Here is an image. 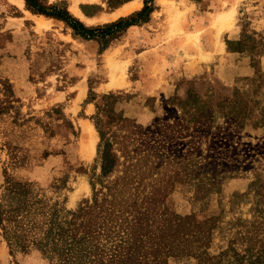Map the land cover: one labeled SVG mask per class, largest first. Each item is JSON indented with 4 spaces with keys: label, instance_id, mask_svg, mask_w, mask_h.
<instances>
[{
    "label": "rangeland",
    "instance_id": "1",
    "mask_svg": "<svg viewBox=\"0 0 264 264\" xmlns=\"http://www.w3.org/2000/svg\"><path fill=\"white\" fill-rule=\"evenodd\" d=\"M42 1L86 26L144 20L102 46L25 0H0V81L14 94L0 115V203L10 177L64 219L93 183L123 175L124 197L158 187L160 208L213 218L209 254L232 241L244 251L252 230L264 240V0H148L142 17L146 0ZM100 131L118 157L106 177ZM0 264L45 261L11 255L0 228Z\"/></svg>",
    "mask_w": 264,
    "mask_h": 264
},
{
    "label": "trees",
    "instance_id": "2",
    "mask_svg": "<svg viewBox=\"0 0 264 264\" xmlns=\"http://www.w3.org/2000/svg\"><path fill=\"white\" fill-rule=\"evenodd\" d=\"M33 13L63 21L73 34L83 39H97L104 46L116 33L143 19H118L111 23L86 26L63 5H47L42 0H25ZM152 11L146 0L138 16ZM0 115L11 107L14 97L10 84L0 81ZM101 173L106 177L117 165V155L104 131H100ZM123 175L108 183L100 178L101 187L93 183L92 198L86 199L59 219L49 212L42 200L32 194L30 184L6 177L0 203V228L9 252L36 250L45 264H168V258L194 255L199 264H264V240L256 231L247 238L244 251L234 242L218 254L207 248L215 226L213 218L200 219L194 214L181 215L168 206L160 208L159 188L150 196L130 192ZM121 180V182H120Z\"/></svg>",
    "mask_w": 264,
    "mask_h": 264
},
{
    "label": "bare ground",
    "instance_id": "3",
    "mask_svg": "<svg viewBox=\"0 0 264 264\" xmlns=\"http://www.w3.org/2000/svg\"><path fill=\"white\" fill-rule=\"evenodd\" d=\"M18 3L22 4L23 0H15ZM94 134H93V127L89 126H85V132L83 134V143L85 144V146H88V148H91V145L93 143L94 140ZM86 148V147H85ZM86 148V149H88ZM84 149V150H86Z\"/></svg>",
    "mask_w": 264,
    "mask_h": 264
}]
</instances>
